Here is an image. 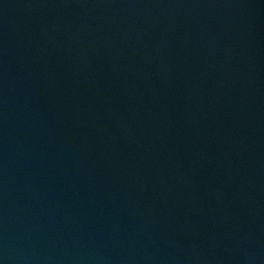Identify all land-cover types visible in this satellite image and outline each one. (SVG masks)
I'll list each match as a JSON object with an SVG mask.
<instances>
[{"label": "water", "instance_id": "95a60500", "mask_svg": "<svg viewBox=\"0 0 264 264\" xmlns=\"http://www.w3.org/2000/svg\"><path fill=\"white\" fill-rule=\"evenodd\" d=\"M0 264H264V0H0Z\"/></svg>", "mask_w": 264, "mask_h": 264}]
</instances>
